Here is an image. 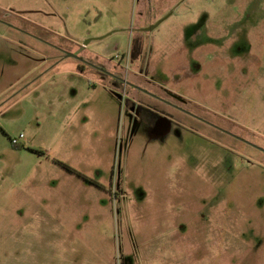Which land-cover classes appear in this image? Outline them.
Instances as JSON below:
<instances>
[{"label":"rangeland","instance_id":"374dc122","mask_svg":"<svg viewBox=\"0 0 264 264\" xmlns=\"http://www.w3.org/2000/svg\"><path fill=\"white\" fill-rule=\"evenodd\" d=\"M0 20V264H264V0H0ZM63 50L200 118L133 133L129 92Z\"/></svg>","mask_w":264,"mask_h":264},{"label":"flooded vegetation","instance_id":"af4514ba","mask_svg":"<svg viewBox=\"0 0 264 264\" xmlns=\"http://www.w3.org/2000/svg\"><path fill=\"white\" fill-rule=\"evenodd\" d=\"M0 23L4 24V21L0 20ZM65 52L68 51L63 50L59 54V61L63 60ZM133 57H136L134 52ZM78 61L83 64L81 67H89L99 73L103 79H109L113 87L118 89L116 90L117 92L120 93V90H124L126 93L129 92L130 96L126 102V106L129 109L128 118L134 126L133 133L136 127L140 126L139 129H147L154 139L155 137L160 139L171 135L177 126L184 125L183 119L178 113L193 118H200L198 114L187 109L180 102L175 92L152 80L145 79L143 73H136L135 75L126 73L124 76L119 70V68H122L121 65L119 67L116 66L115 71H112L109 66L81 57ZM151 101H155L156 103H152Z\"/></svg>","mask_w":264,"mask_h":264},{"label":"water","instance_id":"95a60500","mask_svg":"<svg viewBox=\"0 0 264 264\" xmlns=\"http://www.w3.org/2000/svg\"><path fill=\"white\" fill-rule=\"evenodd\" d=\"M104 37L102 38H99V39H103ZM91 41V40H90ZM90 41H87L84 46H87L89 44ZM64 58H74V59H77V60H80V57L76 54H73V53H69V52H65V57Z\"/></svg>","mask_w":264,"mask_h":264},{"label":"crops","instance_id":"0c3cea01","mask_svg":"<svg viewBox=\"0 0 264 264\" xmlns=\"http://www.w3.org/2000/svg\"><path fill=\"white\" fill-rule=\"evenodd\" d=\"M70 53V52H69ZM54 59L53 60H58L59 59V56H56V57H53ZM63 59H66V58H63ZM74 59V58H73ZM77 60V59H76ZM61 61V60H60ZM78 61V60H77ZM79 62V61H78ZM77 62V63H78ZM88 68V67H87ZM78 69L80 70L81 69V66H78ZM102 80H104L103 78H102ZM108 81H109V79H108ZM111 92V95L110 96H112L113 97V93H114V91H110ZM116 96H117V94H116ZM70 173L71 174H74V172H71L70 171ZM103 190V189H102Z\"/></svg>","mask_w":264,"mask_h":264},{"label":"built area","instance_id":"2783aa9c","mask_svg":"<svg viewBox=\"0 0 264 264\" xmlns=\"http://www.w3.org/2000/svg\"><path fill=\"white\" fill-rule=\"evenodd\" d=\"M23 138H24V135L21 134L19 138H15V139H13V140H12V143H13L14 145H17V144H19L20 140L23 139Z\"/></svg>","mask_w":264,"mask_h":264},{"label":"trees","instance_id":"16d2710c","mask_svg":"<svg viewBox=\"0 0 264 264\" xmlns=\"http://www.w3.org/2000/svg\"><path fill=\"white\" fill-rule=\"evenodd\" d=\"M15 146H17V145H15ZM60 164H61V163H60ZM61 165L64 166L65 168H67L69 171L76 173V171L73 170L72 168H70V167H68V166H66V165H63V164H61Z\"/></svg>","mask_w":264,"mask_h":264}]
</instances>
